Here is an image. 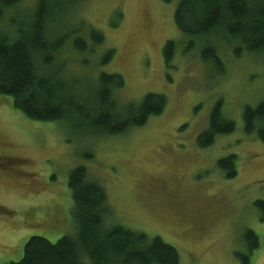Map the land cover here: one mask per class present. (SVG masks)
I'll use <instances>...</instances> for the list:
<instances>
[{
  "label": "rangeland",
  "instance_id": "rangeland-1",
  "mask_svg": "<svg viewBox=\"0 0 264 264\" xmlns=\"http://www.w3.org/2000/svg\"><path fill=\"white\" fill-rule=\"evenodd\" d=\"M179 2L86 0L61 17V25L49 27L73 38L80 34L89 47L90 30L105 37L95 52L92 46L64 52L63 81L74 80L81 90L101 73L118 74L125 84L114 99L125 107L141 104L147 94L167 97L164 113L145 126L87 138L60 122L31 121L0 97V152L12 155L11 166L0 169L1 264L21 261L32 237L57 243L75 235L69 174L80 167L107 193L113 212L108 226L161 237L178 250L180 264H241L236 254L248 253V231L260 245L251 264H264V211L255 206L264 202V144L256 133H245L243 121L246 107L264 101V55L237 58L219 46L224 71L217 72L202 61V46L190 48L193 38L177 27ZM35 4L24 0L10 15L18 12L20 21ZM169 41L177 50L168 64ZM110 50L114 56L103 64ZM220 101L236 131L201 149L198 137ZM231 155L238 157L235 179L217 165Z\"/></svg>",
  "mask_w": 264,
  "mask_h": 264
},
{
  "label": "trees",
  "instance_id": "trees-1",
  "mask_svg": "<svg viewBox=\"0 0 264 264\" xmlns=\"http://www.w3.org/2000/svg\"><path fill=\"white\" fill-rule=\"evenodd\" d=\"M23 1L0 0V97L12 101L14 109L31 121L60 122L93 139L120 136L164 113L168 99L162 94H147L141 104L120 106L114 92L125 81L118 74L101 73L81 90L74 80H62L67 62L60 63L59 59L68 48L80 54L92 46L95 52L105 43L103 33L96 29L90 30V47L80 34L73 38L68 32L56 34L49 30L50 26L61 25V17L86 0H36L32 10L18 21V12L10 14ZM175 23L193 38L190 48L201 45L202 61L219 73L224 71L219 46L232 49L237 58L244 54L264 55V0H180ZM176 50L172 41L165 45L168 64ZM113 56L114 50L108 51L102 63ZM223 103L216 104L208 130L198 137L201 149L236 131L235 122L223 114ZM243 121L245 133H256L264 144V101L255 108L246 107ZM217 165L227 179L238 176L236 155L219 160ZM69 188L74 202L75 235L57 243L32 237L25 245L23 259L9 264H83L84 260L89 264H180L178 250L161 237H150L119 224L108 226L113 212L107 193L90 180L86 168L69 174ZM255 206L264 211L263 201ZM245 239L248 253L236 255L241 264H251L252 252L260 247L259 240L252 231L246 233Z\"/></svg>",
  "mask_w": 264,
  "mask_h": 264
},
{
  "label": "flooded vegetation",
  "instance_id": "flooded-vegetation-1",
  "mask_svg": "<svg viewBox=\"0 0 264 264\" xmlns=\"http://www.w3.org/2000/svg\"><path fill=\"white\" fill-rule=\"evenodd\" d=\"M12 162V155L8 154L6 152H0V169L6 167V166H11ZM13 165V164H12Z\"/></svg>",
  "mask_w": 264,
  "mask_h": 264
}]
</instances>
